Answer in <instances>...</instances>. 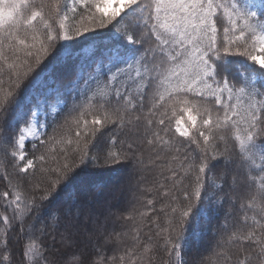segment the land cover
Segmentation results:
<instances>
[{
    "label": "snow or ice",
    "instance_id": "6c2138e0",
    "mask_svg": "<svg viewBox=\"0 0 264 264\" xmlns=\"http://www.w3.org/2000/svg\"><path fill=\"white\" fill-rule=\"evenodd\" d=\"M0 264H264V0H0Z\"/></svg>",
    "mask_w": 264,
    "mask_h": 264
},
{
    "label": "trees",
    "instance_id": "16d2710c",
    "mask_svg": "<svg viewBox=\"0 0 264 264\" xmlns=\"http://www.w3.org/2000/svg\"><path fill=\"white\" fill-rule=\"evenodd\" d=\"M235 70H236V69H233V71H235ZM57 76H58V78L60 79L61 83H63V84H67L68 79L71 78V77L68 75L67 72H64V73H58ZM54 87H55V85H54ZM54 105H57V106H58V108H57L58 110H59L60 107H61V105L57 103V100H56L55 96H53L51 99H49V106H50V107H49V111H51V110H50L51 106H54ZM40 119L43 121V119H44L43 116H41ZM112 174H114V173H108L107 175H108V176H111ZM128 195L130 196L131 194L129 193ZM207 244H208V242L205 241L202 245H200V246H198L196 249H194L193 254H195V255H200L201 253H203V254L207 255L208 253L205 252V248L207 247Z\"/></svg>",
    "mask_w": 264,
    "mask_h": 264
},
{
    "label": "rangeland",
    "instance_id": "374dc122",
    "mask_svg": "<svg viewBox=\"0 0 264 264\" xmlns=\"http://www.w3.org/2000/svg\"><path fill=\"white\" fill-rule=\"evenodd\" d=\"M52 107H56L57 108L58 106L56 105V106H52Z\"/></svg>",
    "mask_w": 264,
    "mask_h": 264
}]
</instances>
